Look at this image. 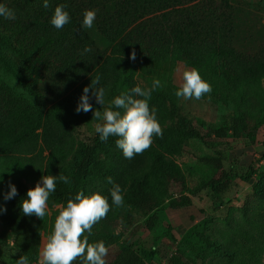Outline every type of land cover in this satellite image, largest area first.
Wrapping results in <instances>:
<instances>
[{
	"label": "trees",
	"instance_id": "16d2710c",
	"mask_svg": "<svg viewBox=\"0 0 264 264\" xmlns=\"http://www.w3.org/2000/svg\"><path fill=\"white\" fill-rule=\"evenodd\" d=\"M61 4L66 5L70 21L61 29H56L49 20L54 8ZM38 6H28L26 9L10 7L16 16L14 20H9L13 23L10 28L6 27L7 19L0 17V62L6 71H14L5 59L6 51H9L18 58V64L28 66L29 77L37 78V74L39 77H56L76 86L62 102L51 104L46 112L47 117L64 128L99 122L92 111H75V100H79L83 88L91 86L96 76L100 77L99 86L106 89L105 107L116 95L130 91L127 81L133 75H142L150 69L171 63H183L200 73L215 69L236 91L259 87L264 82V44L254 55L235 51L232 45L233 17L228 0H49L48 8ZM86 9L96 11L93 27L89 29L81 25ZM95 30L104 40L101 51L88 56L80 53V44ZM12 39H16L15 44ZM90 44H94L93 41ZM4 46L5 50L1 49ZM133 51L136 54L134 60L130 59ZM39 61L41 65H38ZM14 74L24 91L35 97V86L29 80L28 86L24 84L28 76ZM90 102L94 110L103 111L95 98L91 97V91ZM149 105L156 109L162 135L154 136L151 146L141 152L145 165L120 182L123 206L112 205L111 197L103 195L110 204L107 217L115 218L117 212L125 206H131L151 215L146 228L153 230L158 221L155 211L160 205L158 182L165 187H179L181 190L183 187L177 166L166 157L181 150L174 136L198 139L211 145V137L216 140L227 137L241 139L247 128L238 117L208 132H202L197 125L182 117L176 118L170 126L163 127L167 120H173L171 107L154 93ZM18 113L14 103L9 105L5 115L0 116V123L5 130L0 139V165L4 169L17 170L26 181L38 180L43 173L42 164L39 156L28 149L25 140L27 130L16 117ZM116 139L110 136L106 143H115ZM85 141L83 155L75 163L73 172L63 174L70 178L71 183L64 185L57 182L56 190L51 194L56 203L64 205L76 192L83 190L85 176L93 162L95 149L99 146L95 136ZM74 150L75 142L71 136H65L61 142L50 146V154L54 158L69 156ZM198 159L218 172V177L208 184L214 195L229 189L238 176L244 182L250 179V174L242 177L232 167L224 169L222 159L217 156ZM99 161L100 166L95 173L108 181L107 178L118 171V164L108 152ZM14 185L17 196L8 201L9 213L3 217V225L12 234L14 244L21 254L31 260L38 252L40 231L45 224L47 212L43 220L34 214H23L20 201L26 198L29 189L21 179H17ZM48 205L52 206V203ZM191 205V196L180 191L171 198L168 207L178 210ZM105 260L106 264H139L140 256L132 247L122 246L111 259ZM76 264H80L79 259ZM167 264L195 263L183 262L179 252L170 256Z\"/></svg>",
	"mask_w": 264,
	"mask_h": 264
},
{
	"label": "rangeland",
	"instance_id": "374dc122",
	"mask_svg": "<svg viewBox=\"0 0 264 264\" xmlns=\"http://www.w3.org/2000/svg\"><path fill=\"white\" fill-rule=\"evenodd\" d=\"M228 2L233 17L232 45L235 51L244 55L256 54L264 44V0ZM0 3L9 8H35L37 4L38 8L43 7L42 0H0ZM9 20L11 19L6 22L7 28L13 26ZM87 37L80 44L82 48L78 49L79 52L83 53L84 47L89 46L91 51L83 54H98L104 46L103 38L96 30ZM90 41L94 44H90ZM12 43L15 44L16 39H12ZM1 49L5 50V46ZM5 59L14 71H6L0 62V116L7 113L10 104H16L19 110L16 117L27 130L25 140L28 149L40 158L42 175L72 173L75 163L83 155L85 140L94 136L99 146L95 149L93 162L84 179L85 194L97 192L110 197L112 183L104 181L95 173L100 166L99 160L105 157V152L111 153L114 162L118 164V171L111 179L119 185L123 179L145 165L142 153L127 159L114 142L107 144L101 141L95 133V122L64 128L47 117L46 112L51 104L62 102L76 86L64 83L56 77H39L38 74L37 78L29 77L28 66L18 64V58L9 51H6ZM38 65H41V61ZM40 68L44 69L43 66ZM185 69L192 68L183 63H171L150 69L142 75L135 74L128 79L127 84L129 89L136 85L148 88L153 79L160 80V87L152 93L171 107L173 118L167 120L163 127L170 126L176 118L182 117L197 125L202 132H208L238 117L247 128L243 137L238 140L231 137L216 140L211 137V145H206L198 139L175 135L174 139L181 150L170 157L165 156L177 166L183 187L182 190L179 187H165L158 182L161 195L160 205L155 211L158 215L155 228H146L150 214L125 206L116 213L115 218L105 216L95 223L88 241L94 243L102 240L105 243L108 248L105 259H111L120 247L130 246L140 256L139 264H167L168 258L179 252L183 262L190 261L195 264H264V82L259 87L236 91L215 69L203 73L198 71L201 78L211 85L212 91L202 95L200 99L177 98L175 91L182 83ZM14 72L18 76H28L25 77L24 84L28 86L29 80L35 86V97L24 91ZM77 103L78 100H75V104ZM4 133V126L0 123V139ZM65 136L73 137L75 150L69 156L54 158L50 154V146L52 143L61 142ZM206 156L221 158L224 169L232 167L242 177L250 174V179L244 182L238 176L229 189L219 195L212 194L208 184L218 177V172L199 162L198 158ZM17 179H21L28 189L33 188L39 181H26L17 170L4 169L0 165V204L7 209L0 214V264H16V259L22 255L14 244L12 234L3 225V217L9 213V200H3V193L8 190V182L15 184ZM180 191L191 196L192 205L172 210L168 204ZM49 203L52 206L47 207L46 221L40 231L38 252L34 259H29L31 264H37L40 250L51 233L58 214L57 206L62 205L54 202L51 195L47 204Z\"/></svg>",
	"mask_w": 264,
	"mask_h": 264
},
{
	"label": "clouds",
	"instance_id": "9594fccd",
	"mask_svg": "<svg viewBox=\"0 0 264 264\" xmlns=\"http://www.w3.org/2000/svg\"><path fill=\"white\" fill-rule=\"evenodd\" d=\"M43 7H49V0H42ZM0 17L4 19L16 18L13 9L0 3ZM96 19L94 9H86L83 12L81 25L85 29L93 27ZM70 21L66 5H57L50 17L49 23L56 29H61ZM91 48L85 46L83 53L90 52ZM135 52L130 53V59H135ZM100 77L96 76L91 86L83 88L75 111L77 113L92 111L94 117L100 121L95 125V133L103 142L109 137H116V147L122 155L131 159L149 148L154 136L162 135V127L157 119L155 107L149 105L152 92L160 87V80L153 79L148 88L136 85L128 92L116 95L105 107V87L99 86ZM91 97L101 106L103 111L94 110L90 102ZM212 91L211 85L203 80L197 69H185L182 73V83L175 91L177 98L200 99L202 95ZM112 183L109 190L111 204L120 207L124 204L122 188L108 177ZM57 181L70 184V178L64 175H42L33 188L26 193V198L20 201L23 214L43 218L46 215L48 200L55 192ZM8 190L3 193V200L8 201L17 196L16 186L9 181ZM59 211L55 217L51 233L47 236L39 253L37 264H73L79 259L80 264H106L105 257L108 248L105 243L96 241L89 243L88 236L92 235V226L101 220L110 210L108 198L104 195L92 192L85 194L83 190L69 198L64 205L57 206ZM6 207L0 204V214L6 212ZM87 233L88 235H84ZM16 264H31L27 256L21 255L16 259Z\"/></svg>",
	"mask_w": 264,
	"mask_h": 264
}]
</instances>
